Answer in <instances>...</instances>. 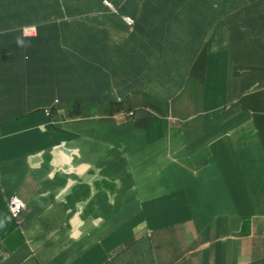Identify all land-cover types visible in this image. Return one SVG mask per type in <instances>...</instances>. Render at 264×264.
I'll use <instances>...</instances> for the list:
<instances>
[{
	"label": "crops",
	"instance_id": "obj_1",
	"mask_svg": "<svg viewBox=\"0 0 264 264\" xmlns=\"http://www.w3.org/2000/svg\"><path fill=\"white\" fill-rule=\"evenodd\" d=\"M259 81L264 0H0V264H140L138 244L101 260L104 233L91 228L108 210L87 191L182 167L204 175L207 202L184 212L180 233L161 224L145 242L163 245L157 259L206 264L222 239L226 264L263 263L264 177L255 184L223 158L224 148L264 155ZM12 196L25 204L18 220ZM181 242L182 261L168 252Z\"/></svg>",
	"mask_w": 264,
	"mask_h": 264
},
{
	"label": "rangeland",
	"instance_id": "obj_2",
	"mask_svg": "<svg viewBox=\"0 0 264 264\" xmlns=\"http://www.w3.org/2000/svg\"><path fill=\"white\" fill-rule=\"evenodd\" d=\"M263 90L264 83L259 81L255 92ZM247 117V114H243L236 116L234 120L239 127H245L248 125ZM247 141H251V138H248ZM261 152L262 150L255 152L250 147L247 150L224 148L223 158L225 162L228 156H232L235 161L234 167H237L245 177L252 178L255 184H258L264 177V155ZM250 157L252 158L250 159ZM121 177L122 175H114L110 176V180H100L97 182L94 192L90 187L87 191L90 203L96 202L98 197L105 198V204L99 203L98 206L108 210L105 214L103 211L97 214L99 224L91 228V232L94 234L104 233L105 242L100 249L99 257L106 263L119 256L123 251V246L128 248L138 244L137 247L143 248L139 256L140 264H150V262L164 264L162 258L166 253L161 252L158 259L156 257V250L162 249L163 245L145 242L156 233L167 230L162 228L161 224L168 226L171 235L181 232L180 226L184 212L197 203L207 202L205 195L209 193V190L206 187L205 177L198 170L184 167L179 172L170 171L169 174L162 169L154 168L146 174L130 170L127 177H131L132 180H124ZM231 183L232 178L225 183V191L215 197V202L221 206L226 203L225 192ZM101 184L107 190H101ZM261 191L264 192L262 188ZM252 194L257 197L254 187H252ZM10 199L15 200L16 196H12ZM165 199L166 201H164ZM141 203H154L158 207L142 211L138 207V204ZM74 207L73 204L71 217L80 223L85 219V214H79L75 218L77 214ZM89 209L92 212L91 224H95L96 208L89 207ZM87 237L93 246L90 233L87 234ZM191 241H194L193 237H191ZM221 242L222 239H219L206 249L203 254V261L206 264L220 263L221 260L226 264L223 256L215 253ZM183 248L182 242L171 247L168 251L169 256L175 255L182 261ZM193 258V264H200L197 256ZM259 259L263 261L264 257H259ZM169 264H186V262H170ZM233 264H239V260Z\"/></svg>",
	"mask_w": 264,
	"mask_h": 264
},
{
	"label": "built area",
	"instance_id": "obj_3",
	"mask_svg": "<svg viewBox=\"0 0 264 264\" xmlns=\"http://www.w3.org/2000/svg\"><path fill=\"white\" fill-rule=\"evenodd\" d=\"M128 21L129 23H133V20L129 18ZM46 114L50 115V110H46ZM8 207L10 214L12 215L11 218L13 220H18L25 209V204L22 199L16 196L15 200H11V199L8 200Z\"/></svg>",
	"mask_w": 264,
	"mask_h": 264
},
{
	"label": "trees",
	"instance_id": "obj_4",
	"mask_svg": "<svg viewBox=\"0 0 264 264\" xmlns=\"http://www.w3.org/2000/svg\"><path fill=\"white\" fill-rule=\"evenodd\" d=\"M261 264H264V262H263V263H261Z\"/></svg>",
	"mask_w": 264,
	"mask_h": 264
},
{
	"label": "clouds",
	"instance_id": "obj_5",
	"mask_svg": "<svg viewBox=\"0 0 264 264\" xmlns=\"http://www.w3.org/2000/svg\"><path fill=\"white\" fill-rule=\"evenodd\" d=\"M10 216H12V215L10 214Z\"/></svg>",
	"mask_w": 264,
	"mask_h": 264
}]
</instances>
